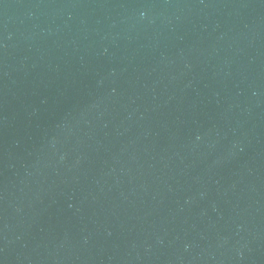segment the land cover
<instances>
[{
  "label": "water",
  "instance_id": "water-1",
  "mask_svg": "<svg viewBox=\"0 0 264 264\" xmlns=\"http://www.w3.org/2000/svg\"><path fill=\"white\" fill-rule=\"evenodd\" d=\"M0 264H264V0H0Z\"/></svg>",
  "mask_w": 264,
  "mask_h": 264
}]
</instances>
